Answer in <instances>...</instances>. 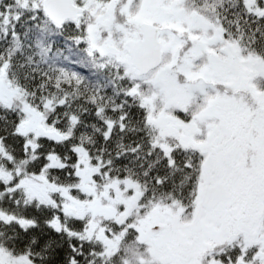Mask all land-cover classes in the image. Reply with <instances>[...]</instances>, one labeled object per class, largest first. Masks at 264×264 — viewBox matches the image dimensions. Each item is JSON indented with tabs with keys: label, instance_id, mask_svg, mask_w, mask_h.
I'll return each mask as SVG.
<instances>
[{
	"label": "snow or ice",
	"instance_id": "snow-or-ice-1",
	"mask_svg": "<svg viewBox=\"0 0 264 264\" xmlns=\"http://www.w3.org/2000/svg\"><path fill=\"white\" fill-rule=\"evenodd\" d=\"M0 264H264V0H0Z\"/></svg>",
	"mask_w": 264,
	"mask_h": 264
}]
</instances>
